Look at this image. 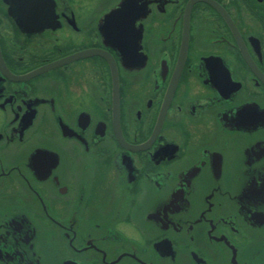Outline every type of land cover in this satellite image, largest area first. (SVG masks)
I'll use <instances>...</instances> for the list:
<instances>
[{
	"label": "flooded vegetation",
	"instance_id": "flooded-vegetation-1",
	"mask_svg": "<svg viewBox=\"0 0 264 264\" xmlns=\"http://www.w3.org/2000/svg\"><path fill=\"white\" fill-rule=\"evenodd\" d=\"M0 264H264V0H0Z\"/></svg>",
	"mask_w": 264,
	"mask_h": 264
}]
</instances>
